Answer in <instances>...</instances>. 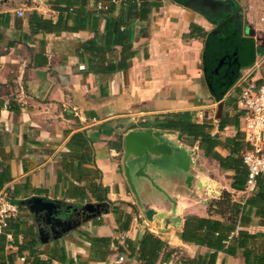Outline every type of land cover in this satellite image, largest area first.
Here are the masks:
<instances>
[{
	"label": "crops",
	"instance_id": "crops-1",
	"mask_svg": "<svg viewBox=\"0 0 264 264\" xmlns=\"http://www.w3.org/2000/svg\"><path fill=\"white\" fill-rule=\"evenodd\" d=\"M225 2L234 11L211 21L177 0H157L142 21L120 4L110 10L111 0H0V173L7 169L10 177L0 197L20 203L12 217L16 233L7 236L0 264L21 258L30 264H142L136 251L146 232L165 243L155 264L215 253L180 234L188 217H210V203L223 192L235 201L243 197L231 187L234 172L206 154L200 139L159 123L185 113L193 123L213 124L211 135L221 142L214 150L222 157L239 140L246 147L237 83L264 61V0ZM237 70L223 99L213 100L208 80ZM220 103L229 124L216 118ZM137 132L186 151L190 172L175 156L154 148L146 155ZM203 163L213 164L224 181ZM34 197L58 202L71 229L46 225L23 203ZM148 209L157 212L152 221ZM244 229L264 234V221L255 218ZM253 247L263 256L264 236ZM244 251H220L214 264H246Z\"/></svg>",
	"mask_w": 264,
	"mask_h": 264
},
{
	"label": "trees",
	"instance_id": "trees-1",
	"mask_svg": "<svg viewBox=\"0 0 264 264\" xmlns=\"http://www.w3.org/2000/svg\"><path fill=\"white\" fill-rule=\"evenodd\" d=\"M157 0H125L121 3V8H127L135 16L139 17L142 21L148 20L152 8L155 6ZM117 6L112 4L110 10L115 9ZM228 25L227 21L221 24ZM225 25V26H226ZM119 23H115V27ZM226 31V30H224ZM234 31V30H233ZM227 35L231 32L226 31ZM226 35V34H225ZM262 50V49H261ZM213 100L221 101L223 97H217L212 94ZM223 104L217 111L216 118L220 120V124H229L228 114L222 112ZM159 127L165 130L178 131L182 135L194 139H200V148L215 159L225 170L234 172L231 187L235 191H244L247 182V168L243 163L242 154L245 151L243 143L239 140L234 145L232 153L228 157H222L215 152V147L220 145L221 142L217 140L216 136L211 135L213 124L205 121L203 124H196L191 121V117L185 113L171 114L159 123ZM10 181L7 169L0 173V190L5 183ZM14 204L20 207L17 200L10 199ZM210 217L200 218L197 216H190L187 218L183 230L180 234L184 242H193L200 245H205L209 249L215 251L208 256L199 257L196 259H180L179 264H214L217 253L226 251L233 253L236 248L244 249V257L246 264H264V255H255L254 247L257 238L264 236V234H251L244 228L248 227L252 220L258 218L264 221V175L260 176L257 180V185L250 196L245 198L243 196L239 201L233 199V195L229 192H223L221 197L210 203ZM212 215H219L224 218L223 221L214 219ZM15 234L13 230L12 217L7 220V227L0 233V253L4 248L7 236ZM235 234L231 240V245L226 246L230 236ZM127 248L135 253L136 249L133 242L126 240ZM165 243L157 236L150 232H146L138 243L137 253L142 261V264H155L160 252L164 248ZM27 259V258H26ZM11 264V263H10Z\"/></svg>",
	"mask_w": 264,
	"mask_h": 264
},
{
	"label": "built area",
	"instance_id": "built-area-1",
	"mask_svg": "<svg viewBox=\"0 0 264 264\" xmlns=\"http://www.w3.org/2000/svg\"><path fill=\"white\" fill-rule=\"evenodd\" d=\"M113 4H121L125 0H111ZM101 10L103 6L98 4ZM23 16L22 12H19ZM264 61L260 60L247 70L237 83L240 90L238 107L240 111L239 131L243 135L246 149L242 154L243 163L247 168V182L243 196L251 195L257 185V180L264 175V75L261 69ZM258 76V77H256ZM19 208L8 196L0 197V233L7 227V220L15 216ZM124 261V256L118 257V263ZM20 264H30L26 258L20 259Z\"/></svg>",
	"mask_w": 264,
	"mask_h": 264
},
{
	"label": "water",
	"instance_id": "water-1",
	"mask_svg": "<svg viewBox=\"0 0 264 264\" xmlns=\"http://www.w3.org/2000/svg\"><path fill=\"white\" fill-rule=\"evenodd\" d=\"M185 7L194 10L195 12L201 13L207 19L211 21H217L220 19H225L226 15L229 12H233V4L231 2H225V0H177ZM239 17V15H238ZM254 57V56H253ZM243 65V64H242ZM244 65H248L245 63ZM238 77V70L232 76H226L225 79L211 81L208 80V84L210 85V89L213 94L217 97H223L228 89L234 84L235 80ZM157 138L160 136V133L156 135ZM135 139L141 142L142 148L147 155L148 150L150 148H154L162 155L175 156L178 166L189 173L191 170L192 160L190 156L186 153V151L181 149H173L170 145L156 142L154 139L149 138L148 135L144 132H137L134 134ZM194 180L193 176H189L188 183L192 185V181ZM27 204L30 210L37 214L41 220L50 228L55 231V227H66L63 228V231L71 229L72 222L65 219L66 212L62 208V206L58 202H54L45 198L34 197L29 200L23 202ZM99 207V206H98ZM86 210L90 212H94L97 215L100 214V211L96 209L92 205H87L85 207ZM175 214V210H172V215ZM157 215V212L153 209L145 210V216L148 220L152 221L153 217ZM164 214L158 216V218H162L164 223H166V219L164 218ZM172 222L180 225L181 220L178 218H172Z\"/></svg>",
	"mask_w": 264,
	"mask_h": 264
},
{
	"label": "rangeland",
	"instance_id": "rangeland-1",
	"mask_svg": "<svg viewBox=\"0 0 264 264\" xmlns=\"http://www.w3.org/2000/svg\"><path fill=\"white\" fill-rule=\"evenodd\" d=\"M256 77H258V76H256ZM212 102H214V101L211 100L209 103L211 104ZM212 115H213V112L211 110L207 112V116H212ZM201 167L206 170L205 172L209 173L210 175H212L216 179H220V180L224 181V178H222V177L218 178L219 176H218L217 172H214L213 164L203 163V165ZM206 180L212 182L209 178L208 179L206 178Z\"/></svg>",
	"mask_w": 264,
	"mask_h": 264
}]
</instances>
